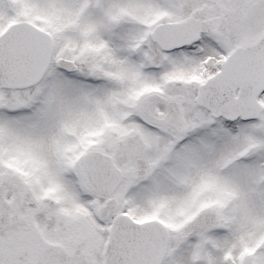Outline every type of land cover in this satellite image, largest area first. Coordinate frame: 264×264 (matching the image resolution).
Wrapping results in <instances>:
<instances>
[{
	"label": "snow or ice",
	"instance_id": "obj_1",
	"mask_svg": "<svg viewBox=\"0 0 264 264\" xmlns=\"http://www.w3.org/2000/svg\"><path fill=\"white\" fill-rule=\"evenodd\" d=\"M0 264H264V0H0Z\"/></svg>",
	"mask_w": 264,
	"mask_h": 264
}]
</instances>
